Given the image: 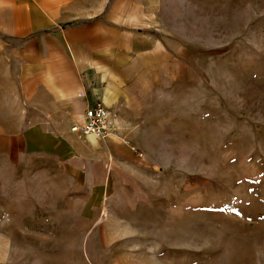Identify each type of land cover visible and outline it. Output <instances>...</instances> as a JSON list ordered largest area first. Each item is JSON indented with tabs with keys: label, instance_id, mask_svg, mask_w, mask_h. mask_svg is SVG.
I'll return each instance as SVG.
<instances>
[{
	"label": "rangeland",
	"instance_id": "1",
	"mask_svg": "<svg viewBox=\"0 0 264 264\" xmlns=\"http://www.w3.org/2000/svg\"><path fill=\"white\" fill-rule=\"evenodd\" d=\"M43 1L0 0L3 129L19 72L43 68L39 40L76 21L46 29ZM71 4L109 6L127 41L189 48L191 72L152 96L134 169L90 196L55 158L0 149V264H264V0Z\"/></svg>",
	"mask_w": 264,
	"mask_h": 264
},
{
	"label": "crops",
	"instance_id": "2",
	"mask_svg": "<svg viewBox=\"0 0 264 264\" xmlns=\"http://www.w3.org/2000/svg\"><path fill=\"white\" fill-rule=\"evenodd\" d=\"M71 1L38 4L46 29L53 28V22L73 21L74 16L76 21L48 30L39 40L42 69L19 72L16 95L12 85L10 104L5 106L9 120L6 117V128L0 126V149L11 157L55 158L90 196L94 188L109 187L113 174L134 169L140 158L132 142L143 129V118L150 115L152 96L159 86L173 87L175 77L188 79L191 67L189 48L185 57L175 58L157 38L140 42L132 34L127 41L124 23L120 17L111 18L109 6L90 19L87 10ZM92 104L109 111L112 133L106 139L79 137L71 131L73 123L84 122ZM11 124L17 128L7 127Z\"/></svg>",
	"mask_w": 264,
	"mask_h": 264
},
{
	"label": "built area",
	"instance_id": "3",
	"mask_svg": "<svg viewBox=\"0 0 264 264\" xmlns=\"http://www.w3.org/2000/svg\"><path fill=\"white\" fill-rule=\"evenodd\" d=\"M109 111L102 104H92L85 111L83 123H73L71 131L79 137L106 139L112 133Z\"/></svg>",
	"mask_w": 264,
	"mask_h": 264
}]
</instances>
